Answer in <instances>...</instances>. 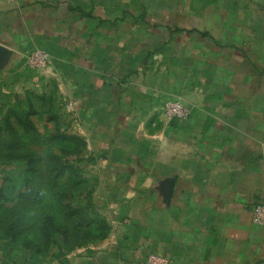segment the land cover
I'll use <instances>...</instances> for the list:
<instances>
[{
  "label": "crops",
  "instance_id": "crops-1",
  "mask_svg": "<svg viewBox=\"0 0 264 264\" xmlns=\"http://www.w3.org/2000/svg\"><path fill=\"white\" fill-rule=\"evenodd\" d=\"M127 14L106 17L96 0H0V44L12 50L4 68L16 71L33 43H46L38 48L72 69L62 93L82 101L79 114L97 111L110 127L130 112L140 125L172 99L190 109L188 119L157 133L152 186L149 175L136 179L151 186L154 211L169 205L168 222L121 225L75 250L84 256L78 263L147 264L157 254L167 264H264V225L252 219L264 204V73L255 65L254 31L226 41L223 27L205 30L177 13L154 26ZM113 45L119 64L110 62ZM152 51L164 60L150 63Z\"/></svg>",
  "mask_w": 264,
  "mask_h": 264
},
{
  "label": "rangeland",
  "instance_id": "rangeland-1",
  "mask_svg": "<svg viewBox=\"0 0 264 264\" xmlns=\"http://www.w3.org/2000/svg\"><path fill=\"white\" fill-rule=\"evenodd\" d=\"M96 6L106 17L129 13L149 26L161 22L167 12L177 13L205 30L223 27L226 41L247 39L253 30L255 65L264 73V0H96ZM128 21L136 25L129 16ZM39 44L33 43L22 60L16 59V71L7 66L0 72V188L5 192L0 199V264H79L84 256L68 249L79 220L90 221L96 237L106 230L114 234L121 225L140 220L168 222L169 205L154 211L150 193L156 136L165 125L177 127L190 114L183 120H170L161 110L159 116L155 112L143 117L139 125L142 118L130 112L128 121L122 123L120 117L110 127L97 111L79 114L75 106L82 101L62 93V83L72 81V69L67 74L49 54L45 67L28 63L31 54L45 52L38 46L47 44ZM119 50L120 46H111V64L120 63L115 58ZM163 58L164 54L152 51L150 63L158 64ZM172 100L186 106L182 99ZM17 116L30 121L32 131L25 130ZM97 123L100 126L93 127ZM10 130L20 144L9 150L4 142L11 140ZM58 134L75 139L60 140ZM58 166L64 175L57 174ZM143 174L151 180L147 189L136 180ZM50 219L56 227L53 232L42 229Z\"/></svg>",
  "mask_w": 264,
  "mask_h": 264
},
{
  "label": "trees",
  "instance_id": "trees-1",
  "mask_svg": "<svg viewBox=\"0 0 264 264\" xmlns=\"http://www.w3.org/2000/svg\"><path fill=\"white\" fill-rule=\"evenodd\" d=\"M30 113L33 114L34 111L31 110ZM16 119H17L18 123L25 130L32 131L34 125L30 121H28L27 119H24L21 116H17ZM10 136H11V140L4 142V145L9 150L10 149H16L17 146L20 144V141L18 140V137L15 135V133H14L13 130H10ZM57 138L60 139V140H64V139H72V140H74L75 139V137H73V136L72 137H69V136H66V135H63V134H58ZM58 165H60V164L58 163ZM58 168H59V171L57 172V174L58 175H64L61 172V169L63 167L60 168L58 166ZM4 196H5L4 189L3 188H0V199H3ZM73 211H75V210H73ZM75 212H79V211H75ZM54 224H55L54 223V220L53 219H50L49 221H47L46 224H43L42 229L45 230V231H48L49 230V232L50 231L53 232L54 230H56V227H55ZM82 227L85 228L86 230L83 231L82 230ZM11 228H13V226H11ZM104 229H107V226ZM91 230L92 229H91L90 221H86V220L85 221H80L79 220V222H77V230L72 235V239H71L72 246L70 248H68V249L77 250L79 248L88 246L89 243H91L93 240H97V241L98 240H102V239H104V238H106L108 236L107 230L104 231V234H102V235L99 234L98 237L94 236V234L92 233ZM12 236H13V238H16L17 237L16 233H14V235L12 234Z\"/></svg>",
  "mask_w": 264,
  "mask_h": 264
},
{
  "label": "built area",
  "instance_id": "built-area-1",
  "mask_svg": "<svg viewBox=\"0 0 264 264\" xmlns=\"http://www.w3.org/2000/svg\"><path fill=\"white\" fill-rule=\"evenodd\" d=\"M29 58V64L34 68L45 67L49 61L47 53H33ZM190 114V110L179 100H169L162 108V115L170 120H183ZM253 222L257 225L264 224V204H257L253 207ZM168 262L166 257L160 255H153L149 259V264H166Z\"/></svg>",
  "mask_w": 264,
  "mask_h": 264
},
{
  "label": "water",
  "instance_id": "water-1",
  "mask_svg": "<svg viewBox=\"0 0 264 264\" xmlns=\"http://www.w3.org/2000/svg\"><path fill=\"white\" fill-rule=\"evenodd\" d=\"M11 56H12V50L0 44V70L7 65V63L11 59Z\"/></svg>",
  "mask_w": 264,
  "mask_h": 264
}]
</instances>
